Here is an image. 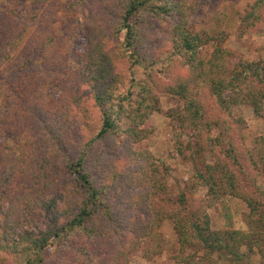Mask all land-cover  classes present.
<instances>
[{"label": "trees", "instance_id": "16d2710c", "mask_svg": "<svg viewBox=\"0 0 264 264\" xmlns=\"http://www.w3.org/2000/svg\"><path fill=\"white\" fill-rule=\"evenodd\" d=\"M21 1L5 0L0 12V263L33 253L40 263L128 264L138 247L145 258L159 253L164 219L173 222L179 264H216L214 254L237 261L242 247L264 258V188L250 174L264 173V132L241 147L233 128L244 124L231 112L249 105L264 117V59H244L221 40L205 58L209 38L190 21L199 0H116L117 7L106 0L102 17L84 20L73 12L76 4L60 12L57 0H31L41 10L21 19ZM147 19L160 22L170 43L159 68L161 59L144 48ZM242 24H264V0L251 3ZM75 37L85 44L74 54ZM140 63L143 76L135 77L131 68ZM84 87L97 116L82 104ZM162 96L174 102L166 111L174 147L195 165L178 193L168 183L169 166L138 147ZM72 115L86 137L77 152L65 135ZM116 148L118 159H105V150ZM207 153L213 163L204 160ZM202 186L207 192L196 203ZM226 196L249 208L247 230L211 229L207 209L217 213ZM39 220L44 230L23 227ZM113 233L133 240L109 249L102 242Z\"/></svg>", "mask_w": 264, "mask_h": 264}, {"label": "rangeland", "instance_id": "374dc122", "mask_svg": "<svg viewBox=\"0 0 264 264\" xmlns=\"http://www.w3.org/2000/svg\"><path fill=\"white\" fill-rule=\"evenodd\" d=\"M253 1L254 0H199L190 21L194 31L206 35L209 38L208 43L202 48V55L205 58L209 57L217 40H221L223 46L234 51L238 56L244 59L254 61L264 59V24H258L256 27L252 28V30L245 29L242 24V17ZM105 2L106 0H57L60 12L65 9L68 10V7L76 4L73 12L83 20L87 16L92 18L102 17L105 12ZM115 3L116 0H114V4H112L113 7H117ZM4 8L5 0H0V12L3 11ZM41 8V5H35L31 0H22L19 4L18 16L21 19H30L34 14L38 13ZM145 24H148L149 29L147 43L144 48L152 57L161 59V61L156 62V67L159 68L161 67L162 59L170 56V43L165 37L164 29L160 27L159 21L147 19ZM54 33L57 36L62 34V27L58 22L54 25ZM84 44V39L75 37L71 44L72 53L75 54L80 51L84 47ZM36 58H38V56H36ZM38 60L39 59H37V61ZM69 63L75 66L74 60L70 59ZM121 67L125 69L123 65ZM143 68L141 63L136 64L131 68V73L135 77H142ZM180 71L184 72V70ZM83 89V93L87 96V100L82 104L89 107L88 111L90 115L97 116V110L92 107V102L88 97V89L85 87ZM4 91L5 87L0 81V107ZM160 101L161 109L153 112L149 116L147 121L149 126L148 133L146 134L145 140L139 144L138 147L146 149L155 158L163 160L170 168L168 183L172 191L174 193L183 192L186 187L187 179L192 177L195 172V165L188 157L189 152L185 153L187 155H179L174 147L172 126L169 117L166 115L167 109L174 103L173 100H169L166 96H162ZM231 112L234 118H240L242 124H244H234L233 133L236 135V142L241 147L242 143L245 147H251L254 138L264 132V117L256 116L249 105L234 106ZM67 124L69 125V129L65 135L66 137L72 138L70 142L71 150L77 152L80 150L84 141H86L84 133L80 131L83 123L72 115ZM38 128H40L41 132H44L43 123ZM216 134H218V130L213 129L212 135L216 136ZM239 134L241 136H239ZM110 151V149L105 150V159L117 160L119 157L117 148L112 153ZM218 151L217 149L216 152ZM204 160L213 163L214 157L212 153H207ZM116 164L121 169L124 166L122 159L118 160ZM250 174H254L257 185L264 188V173L257 174L254 170H250ZM206 192L207 188L205 186L199 188L195 195L196 203H199V200ZM207 213L210 218L212 230L248 229L249 208L237 197L226 196L222 200L220 210L217 213L212 212L210 209H207ZM41 222L42 221L39 220L36 223H29L30 225L26 224L23 227L37 232L38 229L44 230L45 226ZM159 232L162 236L159 253L145 258L142 255V248L138 247L130 255L128 264H179L176 262L175 257L180 251V245L173 228V222L170 219H164L160 224ZM60 238L54 242V245L58 241L60 242ZM132 240L133 239L129 236L126 238H119L118 234L115 235L113 233L109 237L105 236L102 243L109 248L116 246L117 243L122 245L127 244L129 246ZM92 241L93 240L87 241V244L94 247L97 242L93 241L92 243ZM71 245L74 246L72 239ZM102 251L95 252L96 255L94 257H101L103 255ZM193 251L194 248L192 247L186 250L187 253H192ZM240 252L243 253V256H240L237 261L229 257L218 258L216 254H214L213 258L216 264H264V258L261 257L256 250L250 252L247 251L246 247H242L240 248ZM80 262L81 260L77 263L80 264ZM0 264L63 263L59 258L47 259L40 263L37 262L33 253H18L4 259ZM88 264H93V261H90Z\"/></svg>", "mask_w": 264, "mask_h": 264}]
</instances>
